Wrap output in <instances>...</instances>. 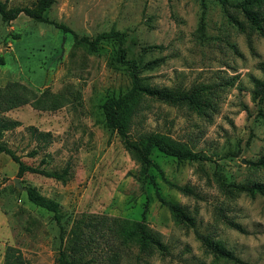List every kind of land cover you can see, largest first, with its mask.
Wrapping results in <instances>:
<instances>
[{
	"label": "rangeland",
	"instance_id": "1",
	"mask_svg": "<svg viewBox=\"0 0 264 264\" xmlns=\"http://www.w3.org/2000/svg\"><path fill=\"white\" fill-rule=\"evenodd\" d=\"M1 1L10 7L35 0ZM45 16L89 37L110 29L124 34L126 58L138 67L150 62L138 73L143 86L175 93L206 88L210 106L203 111L140 97L129 133L135 139L163 133L207 157L177 160L152 149L165 179L192 193L169 187L153 167L149 174L161 196L189 210L199 233L220 240L247 264H264V197L236 194L221 184H264V167L250 164L264 154V119L258 114L264 97L251 98V78L264 77V36L235 8L213 0H56ZM0 59V85L16 80L66 99L53 111L25 104L0 112V143L27 165L70 169L64 182L17 174V164L0 154V264L9 246L23 264H56L60 228L52 212L28 200V186L57 203L66 232L82 215L144 219L167 248L143 250L133 239L105 231L91 243L89 255L98 264H234L207 251L194 228L174 222L154 186L139 178L140 166L118 134L105 126L101 103L131 85L129 65L117 61L113 39L90 53L75 46L71 34L21 13L9 23L0 19ZM42 132L50 133L47 141Z\"/></svg>",
	"mask_w": 264,
	"mask_h": 264
},
{
	"label": "trees",
	"instance_id": "2",
	"mask_svg": "<svg viewBox=\"0 0 264 264\" xmlns=\"http://www.w3.org/2000/svg\"><path fill=\"white\" fill-rule=\"evenodd\" d=\"M55 1L56 0H35L32 6L15 5L7 7L5 1L0 0V19L2 22L9 23L19 14L23 13L33 21L51 24L62 32L71 34L73 44L75 46H81L90 53L97 52L100 48V42L105 39H113L115 41L117 61L121 64L129 65L131 85L124 93L118 96H108L103 100L101 103L103 122L106 127L118 134L125 150L138 162L140 166L139 178L143 182L148 181L154 186L156 198L162 205L168 208L174 222L194 228V217L190 214L189 210L183 205L169 201L161 196L153 177L149 174V169L152 167L155 168L162 180L171 188L186 193H192L191 189L186 186H179L165 179L162 170L158 164L152 161L150 155L152 149L155 148L159 152L174 157L177 160H204L207 159V157L193 152L184 143H179L163 133L152 132L141 135L136 139L132 138L129 133V128L131 118L136 113L137 103L140 97L152 96L153 98L170 104L185 102L191 108L197 111H203L204 108L210 106L209 98L203 96L204 89L206 88L199 87L197 90L190 93H175L167 89H156L141 85L138 73L140 69L146 67L150 62L142 67H138L136 61L126 58V37L124 34L114 29L99 32L94 37L79 34L66 24L50 20L45 16L46 10ZM213 1H216L225 9L235 8L241 13L252 29L264 36V0ZM11 38L17 39L19 36L17 34H12ZM0 63H2V59H0ZM251 81L253 83L251 98L253 101L259 102L264 97V77H252ZM65 100L64 93H54L48 89L39 92L31 86L16 80H9L4 85H0V112H5L25 104H30L33 108L38 110L53 111L61 107ZM258 114L264 119V112H259ZM39 135L43 136L42 139L47 141L50 133L42 132L39 133ZM1 153L9 156L10 159L17 164V174L32 172L63 182L70 178L68 164L61 170L50 171L38 166L27 165L13 149L2 142L0 143V154ZM250 164L264 167V154L255 161L250 162ZM221 184L236 194L244 192L249 195L260 194L264 197V184L257 181L249 182V184H241L233 182L224 183V181L221 180ZM25 191L30 202L52 212L53 219L60 228V248L56 257V264H98L89 255L91 254V243L94 242L96 234L101 236L105 231H109L116 237H121L125 240L133 239L137 245H139V248L143 250L154 248L161 253L167 252V248L161 241L159 233L151 229L144 222V219L129 220L126 218L96 214L82 215L74 221L66 232L61 225V215L58 212L57 203L40 195L35 187L28 186L25 188ZM225 222L227 225L242 231V228L238 224L230 220ZM194 234L201 241L204 248L213 256L234 264H247L229 250L220 240H215L207 235H203L195 228ZM3 264H23L20 252L14 247H7L5 249Z\"/></svg>",
	"mask_w": 264,
	"mask_h": 264
},
{
	"label": "water",
	"instance_id": "3",
	"mask_svg": "<svg viewBox=\"0 0 264 264\" xmlns=\"http://www.w3.org/2000/svg\"><path fill=\"white\" fill-rule=\"evenodd\" d=\"M14 182H15V184H16L17 186H20V184H19V182H18L17 179H14Z\"/></svg>",
	"mask_w": 264,
	"mask_h": 264
}]
</instances>
